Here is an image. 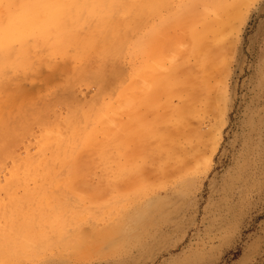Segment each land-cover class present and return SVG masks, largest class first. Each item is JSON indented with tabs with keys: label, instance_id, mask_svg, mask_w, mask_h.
<instances>
[{
	"label": "rangeland",
	"instance_id": "obj_1",
	"mask_svg": "<svg viewBox=\"0 0 264 264\" xmlns=\"http://www.w3.org/2000/svg\"><path fill=\"white\" fill-rule=\"evenodd\" d=\"M209 2L0 0V264H264V0Z\"/></svg>",
	"mask_w": 264,
	"mask_h": 264
},
{
	"label": "bare ground",
	"instance_id": "obj_2",
	"mask_svg": "<svg viewBox=\"0 0 264 264\" xmlns=\"http://www.w3.org/2000/svg\"><path fill=\"white\" fill-rule=\"evenodd\" d=\"M209 1L212 2V0H209ZM210 2H209V3H210ZM219 2H220V1H219ZM173 3H174V2H173ZM207 3H208V2H207ZM212 3L215 4V1L212 2ZM212 3H211V4H212ZM214 4H213V6H215ZM218 4H219V6H220L221 3H218ZM217 6H218V5H217ZM221 7H222V6H221ZM223 7H224V6H223ZM196 13H197V12H196ZM198 14H199V13H198ZM189 16H190V15H189ZM196 16H197V15H196ZM192 17H193V16H192ZM190 18H191V17H190ZM86 19H87V18H86ZM185 20H186V19H185ZM185 20H183V21H185ZM187 22H188V21H187ZM183 23H185V22H183ZM184 25H185V24H184ZM175 26H176V25H175ZM175 26H172V27H175ZM181 26H182V25H181ZM187 26H188V25H187ZM184 27H185V26H184ZM180 28H181V27H180ZM183 29H185V28L182 27V30H183ZM186 29H187V27H186ZM174 32H175V30H174ZM174 32H173V33H174ZM179 32H180V31H179ZM181 32H182V31H181ZM175 33H177V32H175ZM178 34H179V33H178ZM183 34H184V32H183ZM185 34H187L186 31H185ZM130 35H131V34H130ZM173 35H174V34H173ZM173 35H172V36H173ZM180 35H181V33H180ZM178 36H179V35H178ZM178 36H177V37H178ZM183 36H184V35H183ZM164 37H165V36H163L162 38H164ZM175 37H176V36H175ZM175 37H173V38L175 39ZM180 37H181V36H180ZM169 38H170V37H169ZM179 39H182V38H179ZM166 40H167V38H166ZM166 40H164L165 44H167ZM170 40H171V38H170ZM170 40H169V41H170ZM176 40H177V39H176ZM177 41L180 42V40H177ZM177 41H176V43H177ZM29 42H30V41H29ZM183 43H184V42H183ZM177 44H178V43H177ZM179 44H181V43H179ZM185 44H186V42H185ZM163 45H164V44H163ZM163 45H162V47L165 46V45H164V46H163ZM128 46H129V45H128ZM207 46H208V45H207ZM172 47H173V46H172ZM187 47H188V46H187ZM30 50H31V49H30ZM183 50H184V49H183ZM188 50H189V49H188ZM158 52H159V51H158ZM179 52H181V51H179ZM176 53H177V52H176ZM183 53H184V52H183ZM158 54H161V53H158ZM174 54H175V53H173V56H177L178 53H177L176 55H174ZM166 56H168V55H166ZM180 56H181V54H180ZM163 58H165V57H163ZM179 58H180V57H179ZM49 59H50V58H49ZM168 59H169V58H168ZM46 60H47V59H46ZM70 60H71V59H70ZM74 62H75V61H74ZM153 62H154V61H153ZM157 62L160 63L161 61H156V63H157ZM173 62H174V61H173ZM154 63H155V62H154ZM156 63H155V64H156ZM170 64H171V63H170ZM150 65H151V63H150ZM150 65H149V66H150ZM168 65H169V64H168ZM193 65H194V64H193ZM72 66H73V65H72ZM74 66H75V65H74ZM190 66H191V65H190ZM157 67L159 68V66H157ZM191 67H192V66H191ZM58 69H59V68H58ZM152 69H153V68H152ZM159 69H160V68H159ZM163 69H164V68H163ZM186 69H187V68H186ZM157 70H158V69H157ZM149 71H150V70H149ZM154 71H155V70H154ZM186 71H187V70H186ZM145 72H147V70H146ZM151 72H152V70H151ZM69 73H70V72H69ZM158 73H162V74H164L163 72H160V71H159ZM147 74H148V73H146V75H147ZM148 75H150V73H149ZM153 76H154V75H153ZM140 77H141V76H140ZM143 77L145 78V75H143ZM143 77H142V80L144 79ZM150 78H151V77H150ZM150 78H149V79H150ZM146 79H147V78H146ZM191 79H192V77H191ZM196 79H197V78H196ZM196 79H195V80H196ZM50 80H51V79H50ZM120 80H121V79H120ZM89 81H90V80H89ZM140 81H141V80H140ZM193 81H194V80H193ZM49 82H50V81H49ZM138 82H139V81H138ZM138 82H136V83H138ZM142 82H143V81H142ZM196 82H197V81H196ZM164 83H165V82H164ZM144 84H145V86H147L148 82H147V84H146V83H144ZM144 84H143V86H144ZM162 84H163V83H162ZM131 85H132V84H131ZM140 85H141V82H140ZM34 86H35V85H34ZM133 86H134V85H132V87H133ZM135 86H139V85L135 84ZM135 86H134V91L137 90V89H135ZM162 87H165V86L163 85ZM162 87H161V89H162ZM140 88H142V86H141ZM41 89H42V88H41ZM165 89H166V88H165ZM132 90H133V88H132ZM167 90H168V89H167ZM137 92H138V91H137ZM143 92H145V91H142V93H143ZM162 92H163V91H162ZM162 92H161V93H162ZM130 93H131V88H130ZM166 94H167V92H166ZM124 95H125V94H124ZM126 95L128 96V94H126ZM126 95L124 96V98L126 97ZM132 95H133V94H132ZM134 95H136V94H134ZM134 95H133V97H134ZM162 95H163V94H162ZM38 96H39V95H38ZM129 97H130V96H129ZM25 98H26V97H25ZM121 99H122V98H121ZM126 99H127V97H126ZM151 99H152V98H151ZM119 100H120V99H119ZM131 100H132V99H131ZM134 101H135V100H134ZM16 103H17V102H16ZM118 103H119V102H118ZM118 103H117V104H118ZM165 104H166V103H165ZM8 105H10V104H8ZM123 106H124V105H123ZM167 106H168V105H167ZM129 107H130V106H129ZM4 108H5V107H4ZM6 109H7V108H6ZM32 111H33V110H32ZM115 111H116V110H115ZM123 111H124V110H123ZM150 111H151V110H150ZM152 111H153V110H152ZM17 112H18V111H17ZM111 113H112V112H111ZM155 113H156V112H155ZM111 115H112V114H111ZM112 116H113V115H112ZM0 118H1V117H0ZM111 118H113V117H111ZM142 118H143V117H142ZM145 118H146V117H145ZM15 119H16V118H15ZM146 119H147V118H146ZM17 120H18V119H17ZM0 121H1V120H0ZM115 121H116V120H115ZM118 121H119V119H118ZM118 121H117V122H118ZM129 121H130V120H129ZM90 123H92V122H90ZM115 123H116V122H115ZM115 123H114V124H115ZM20 124H21V123H20ZM8 125H9V124H8ZM132 125H133V124H132ZM107 126H108V125H107ZM105 127H106V126H105ZM116 128H117V127H116ZM143 131H144V130H143ZM78 132H79V131H78ZM103 132H104V131H102V133H103ZM102 133H101V134H102ZM145 133H146V132H145ZM173 133H174V132H173ZM130 134H131V133H130ZM108 135H109V134H108ZM121 135H122V134H121ZM139 136H140V135H139ZM137 137H138V136H137ZM141 137H142V136H141ZM141 137H140V138H141ZM135 139H137V138L135 137ZM104 140H105V139H104ZM148 140H149V138H148ZM97 141H98V140H97ZM76 142H77V141H76ZM97 143H98V142H97ZM142 143H143V141H142ZM103 144H104V143H103ZM71 147H72V146H71ZM138 147H140V146H138ZM63 149H64V148H63ZM68 149H69V148H68ZM94 151H95V150H94ZM178 152H179V151H178ZM62 156H63V155H62ZM85 156H86V155H85ZM199 157H200V156H199ZM45 158H46V157H45ZM87 158H88V157H87ZM83 159H84V158H83ZM90 159H91V157H90ZM90 159H89V160H90ZM95 160H96V159H95ZM199 160H200V159H199ZM39 162H42V161H39ZM87 163H88V162H87ZM83 164H85V166H86L85 161L83 162ZM170 165H171V164H170ZM79 167H80V165H79ZM169 168H170V167H169ZM171 168H173V166H172ZM24 169H25V168H24ZM84 169H85V168H84ZM82 170H83V169H82ZM91 170H92V169H91ZM87 171H88V170H87ZM92 171H93V170H92ZM59 172H60V171H59ZM172 174H173V173H172ZM79 175H80V174H79ZM79 175H78V176H79ZM80 177H81V176H80ZM80 177H79V178H80ZM84 177H85V175H84ZM84 177H83V178H84ZM79 178H78V179H79ZM45 180H46V179H45ZM62 180H63V179H62ZM89 180H90V179H89ZM21 181H22V180H21ZM60 181H61V180H60ZM60 181H59V182H60ZM135 181H136V180H135ZM81 182H82V181H81ZM90 182H91V181H90ZM30 184H31V183H30ZM56 185H57V184H56ZM60 185H61V183H60ZM134 185H135V184H134ZM123 186H124V185H123ZM60 190H61V189H60ZM95 193H96V192H95ZM93 194H94V193H93ZM102 194H103V193H102ZM105 196H106V195H105ZM102 197H103V196H102ZM104 198H105V197H104ZM67 201H69V200H67ZM49 203H50V202H49ZM0 212H1V211H0ZM54 218H55V217H54ZM37 247H38V246H37Z\"/></svg>",
	"mask_w": 264,
	"mask_h": 264
}]
</instances>
